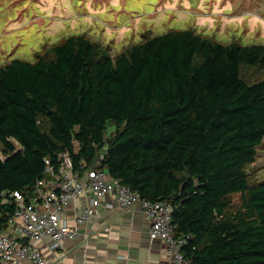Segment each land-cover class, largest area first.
<instances>
[{
  "label": "trees",
  "instance_id": "obj_1",
  "mask_svg": "<svg viewBox=\"0 0 264 264\" xmlns=\"http://www.w3.org/2000/svg\"><path fill=\"white\" fill-rule=\"evenodd\" d=\"M264 45L195 30L146 37L112 57L83 35L0 67V233L45 160L71 157L141 198L168 201L192 264H264V183L247 167L264 140ZM113 127L112 132L109 127Z\"/></svg>",
  "mask_w": 264,
  "mask_h": 264
},
{
  "label": "rangeland",
  "instance_id": "obj_2",
  "mask_svg": "<svg viewBox=\"0 0 264 264\" xmlns=\"http://www.w3.org/2000/svg\"><path fill=\"white\" fill-rule=\"evenodd\" d=\"M188 29L225 44L264 45V0H0V67L34 62L71 36H86L116 57L146 37ZM245 77L254 82L264 74L248 70ZM247 170L252 183H264V140Z\"/></svg>",
  "mask_w": 264,
  "mask_h": 264
},
{
  "label": "built area",
  "instance_id": "obj_3",
  "mask_svg": "<svg viewBox=\"0 0 264 264\" xmlns=\"http://www.w3.org/2000/svg\"><path fill=\"white\" fill-rule=\"evenodd\" d=\"M105 156L100 152L91 167L83 163L77 167L71 157H63L58 164L46 159L44 178L37 182L32 198L18 191L10 194L17 207L9 218L8 231L0 233V264H52L58 258L49 257L48 252L57 253L65 240H75L101 207L131 210L137 206L151 222L150 240L165 243L173 264H192L183 252L190 235H175L172 204L143 199L113 178L102 163ZM86 197L89 202L71 225L68 211Z\"/></svg>",
  "mask_w": 264,
  "mask_h": 264
},
{
  "label": "crops",
  "instance_id": "obj_4",
  "mask_svg": "<svg viewBox=\"0 0 264 264\" xmlns=\"http://www.w3.org/2000/svg\"><path fill=\"white\" fill-rule=\"evenodd\" d=\"M88 202V197L82 198L68 211L71 225ZM150 229L151 222L140 206L131 210L101 207L75 240H65L57 253L48 252L49 257L58 258L52 264H173L165 243L150 240Z\"/></svg>",
  "mask_w": 264,
  "mask_h": 264
}]
</instances>
